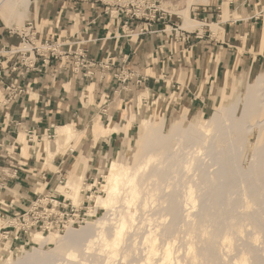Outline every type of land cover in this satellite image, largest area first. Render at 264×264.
<instances>
[{
	"label": "rangeland",
	"instance_id": "374dc122",
	"mask_svg": "<svg viewBox=\"0 0 264 264\" xmlns=\"http://www.w3.org/2000/svg\"><path fill=\"white\" fill-rule=\"evenodd\" d=\"M88 1L93 2L94 8L101 9L103 15L110 17L116 15L125 16L127 19L131 17L127 14V16L125 14H116V12L111 11L104 3L93 0ZM8 2L10 1L0 0L1 31L7 35L20 37L19 34L23 28L26 27L28 22H32L34 26L33 31L37 34L36 27L39 26L35 25L33 20L37 21L38 16L44 10L46 0H30L26 12L25 8L27 7L18 6L15 0H12L10 3ZM124 2L127 3L128 0H124ZM203 2L205 0L161 1L160 8L168 13L166 18L159 22L162 27L158 30H162L163 32L168 26V23L172 21L190 32V34L186 36L185 41L180 37L176 42L172 35L167 36L164 32H160L161 38L163 37L172 46V50H169V55L166 56V62H170L171 67L166 63L167 68L159 70L158 72L156 71L155 78H151V80H155V95L153 94L154 91H149L143 86L149 80V75L141 73V71L131 64L133 59L132 55L121 54L118 65L120 61V65L126 64L124 70L121 69L124 68L123 65L121 67L117 66L118 68L111 69L109 72H104L97 67L96 69L94 68V75L91 78L86 77V69H81L76 75L72 76L71 74V79H83L84 81L78 90L79 114L74 119L62 120L58 124H75L76 133L67 144L62 145L60 143L61 139L57 138L56 126L58 125L51 126V122L45 125V121L40 120L43 114L47 116L49 113L44 111L40 113L38 106L31 109L32 113L33 110L35 113L38 111L39 119L37 121L29 119L25 121V125H23V122L15 121V128L11 130L4 127L5 119L0 122V141L4 143L0 150V264H15L19 258L24 262H28L39 249L43 253L56 250L61 237L67 233L70 227H79L81 229L80 227L86 225L87 222H93L97 218H102L107 215V211L103 207L97 208L94 215L90 212V210H92V213L95 211L92 209L95 205L94 198L92 197L104 194L103 189H101V184H104L105 178L103 174H99L103 160L108 159L109 163L110 160L119 158L123 153L129 157L132 163L139 160L138 154L141 149V144H143L142 136L145 126L144 122L142 123V119L145 121L147 117L157 112L158 115L154 119L148 118L147 120L150 125H153V129H156L155 131L163 132V130H167L162 135L167 141L171 140L174 137L173 135L185 133L188 128L197 131V126L202 124L203 120H207L215 108L218 107L216 111L217 116L222 117L221 110H227L225 103L230 98L229 96L233 95L234 90L236 88L238 89L240 78H247L251 83L259 72L264 71V50L257 45L259 42L257 36L261 38V41L264 40V31L252 37L255 41L251 39L250 45L248 46L249 49H247L246 45L247 40L246 43L240 41L236 44L233 47L237 52L233 68L221 74L215 82L209 83L208 85L205 84L206 86L204 88L196 87V83L192 78L193 76L195 78V74L189 76V74L183 72L179 67L180 58L172 61L175 46L177 47L181 42H189L193 38L197 40L201 39V33L196 31V29L201 27L202 23L197 19V16H195L192 10L194 6ZM187 10L190 19L188 21H186L184 13ZM225 14L228 16L227 10H225L222 20H226L224 19ZM83 15L84 10L82 8L76 10L72 22L70 21L71 23L66 24L64 28H67V31L69 30L70 36L76 37L77 42L84 40L82 36V38H78L81 32L75 30V26L83 18ZM96 17L98 18V16ZM150 26H146L148 27L146 28L148 31H151ZM170 29V26H168V34H170ZM213 30L215 36H217L218 27L214 26ZM67 31L63 34L66 35ZM85 32H88L90 35V28L87 27V31L85 29ZM153 32H149V34ZM125 36H134V31L127 32ZM21 47H24V45H21V37L15 46L2 45L0 43L1 71L4 70V64L7 67L18 65V69H20L24 62H26L21 58L19 59V55L15 56L12 60V56L14 55L10 54L11 49L15 50ZM28 48H31V46H28ZM257 51L258 53L261 52V57L257 54ZM246 53L250 55V62L249 59L248 61H244V58L240 56ZM107 57L108 55L93 60L96 63L104 62L107 60ZM159 60L160 58L155 59V64H158ZM53 61H57V59H52L48 65L42 61V65L49 66ZM174 68H176L175 71H173ZM10 70L13 72L11 67ZM25 70L27 71V69ZM0 75V86H2L0 88V103L5 104V106H0V111L4 110L2 114L6 118V115L9 114V110L6 108L11 106L23 94L10 100L8 95L10 92L7 86L11 83H16L22 87V84L17 79L6 80L3 77V71ZM94 82L101 86L96 85ZM106 83L110 85L104 86ZM70 84L68 83L65 89L60 92V97L57 95V100L53 97V106H50V109L55 108L57 110V102L68 99V97L62 98L61 96H64L63 93L65 91L68 93L71 90ZM55 92L58 93V91ZM32 96L34 98L33 103H35L40 99L41 95L36 92L34 94L33 92ZM253 100H256L255 97H253ZM111 102H113L111 108L117 110L118 113H116L115 117L110 118L102 116L100 107H108ZM183 115H186L187 119L180 120ZM199 115L204 119H195ZM175 116L180 118H174ZM257 116V118L262 119L264 117V110L258 113ZM98 124L110 127L114 126L117 129H113L109 133L95 132ZM30 130L35 132V137L32 140L27 135ZM250 138L251 142L249 145L247 141H244L241 145L243 151L241 164L244 167L248 166L250 161L255 158V148L258 143L256 141V133L252 132ZM109 140L112 141L108 142ZM47 145L53 151L52 153L49 152L50 154L45 152L44 146ZM5 146L6 149L4 150ZM23 147L27 149L26 152L23 151ZM56 149L57 152L55 151ZM155 149L153 148V150ZM80 176L84 180L82 200L74 202L73 199L65 195V192L69 191L64 188V185H66L67 180L78 179ZM88 186L90 187L89 189ZM163 195L161 194L159 196V201L165 199ZM48 200H55L54 206L46 203ZM159 201L155 202V208H158L157 204ZM150 218L152 220H148L151 223L147 222L144 227L148 228L149 226L150 228L154 225V227H157L160 224L156 220L157 217ZM33 222L36 225H32ZM247 227L250 228L249 226ZM168 234L170 235L171 233L162 232L164 238L171 236ZM39 236L47 237L48 241L41 243L38 240ZM177 236L179 238H176L177 243H175L182 245V236H186L185 231L178 230ZM201 236L205 238L207 235L201 233ZM132 239L138 246L140 238L136 236ZM137 246L134 247L136 248V253L138 252ZM178 247L180 248V246H176L177 249ZM233 248H237V246ZM233 248L229 252L234 255L237 249L234 251Z\"/></svg>",
	"mask_w": 264,
	"mask_h": 264
},
{
	"label": "bare ground",
	"instance_id": "6f19581e",
	"mask_svg": "<svg viewBox=\"0 0 264 264\" xmlns=\"http://www.w3.org/2000/svg\"><path fill=\"white\" fill-rule=\"evenodd\" d=\"M15 1L27 7L30 0ZM185 19L190 20L188 11ZM229 97L222 117L214 113L197 131L188 128L168 141L162 137L167 130L155 131L146 119L137 162L124 153L103 160L104 194L92 197L95 211L90 212L103 207L107 215L81 229L70 227L56 250L39 249L28 262L19 258L15 264H264V117L257 118L264 110V71L251 83L240 78ZM252 132L258 142L255 158L244 167L241 145L250 144ZM56 133L65 145L76 127L56 126ZM44 149L53 152L48 145ZM83 185L81 176L67 180L65 195L81 201ZM150 217L160 224L144 227ZM178 230L186 234L182 245L176 244ZM162 232L171 236L165 239ZM136 236L138 246L132 241Z\"/></svg>",
	"mask_w": 264,
	"mask_h": 264
},
{
	"label": "crops",
	"instance_id": "0c3cea01",
	"mask_svg": "<svg viewBox=\"0 0 264 264\" xmlns=\"http://www.w3.org/2000/svg\"><path fill=\"white\" fill-rule=\"evenodd\" d=\"M28 7L29 4L27 8H25V12L28 10ZM79 8L84 10V15L75 26V30L81 32L78 38L82 36L83 39H90L91 42L89 41L90 43H88L90 57L92 59H97L108 54H117L119 56L121 54L132 55L133 59L131 64L141 71V73L149 75V80L145 82L143 86L149 91H154L153 94L155 95V80H151V78H155L156 71L158 72L159 70L166 69V63L171 67L170 62H166V56L169 55V50H172V46L167 43L163 37L161 38V31L157 32V30L162 27L159 23L152 24L149 27L151 30H154L151 34L147 33L142 36L134 35L126 37L125 34L127 32L130 33L132 30L134 32L138 31V21H127V17L125 16L116 15L110 17L103 15L102 10L94 8L93 2L88 0H46L44 10H42L41 14L38 16L37 21L33 20L35 25L39 26L36 27L38 39L62 40L67 43H70L71 40L76 41V37L70 36L69 30L67 31V28H64L66 24L70 21L72 22L76 10H79ZM225 10H227L228 16L225 14L224 19L226 20H222ZM192 12L202 23V26L196 29V31L201 33V39L197 40L193 38V40L186 43L178 42L179 45L177 47L175 46V50H173L175 52L172 54V61L176 58H180L179 67L183 72L189 74V76L195 74V78L194 76L192 78L196 83V87L204 88V86L209 83L218 80L221 74L233 68L237 57V52L233 49L236 44L240 41L246 43L247 40L246 45L247 49H249L248 46L250 45L251 39H253L252 37L264 31V0H205V2L194 6ZM96 16H98V18ZM179 23H181V21H179ZM214 26L219 29L217 36H215L213 30ZM87 27L90 28V35L88 32H85V29L87 31ZM65 31H67L66 35L63 34ZM257 38H259L257 45L264 50V40L261 41V38L258 36ZM19 39L20 37L15 35L4 34L0 29V43H2V45L15 46ZM253 40L255 41V39ZM68 47V45L65 46V48ZM164 51L166 52L164 53ZM257 54L261 57V52L258 53L257 51ZM240 56L244 58V61H248L249 59L250 62L249 53ZM157 58H160V60L158 64H155V59ZM36 59L37 62L35 66L29 68L27 71L25 70V65H22L17 72H11V66L7 67L5 64L3 66V77L6 78V80L17 79L26 89L11 106H6V109L9 110V114L6 115V118H4L2 114L4 110L0 111V122L5 119L4 127L9 130L15 128V121L23 122V125H25V121L29 119L37 121L39 119L37 114L38 111L40 113L43 111L49 113L47 116L43 114L40 120L45 121V125L51 122V126L58 125L62 120L74 119L76 115L79 114L78 90L84 80L71 79L72 73L65 71L61 67V61L59 60L53 61L49 66H43L42 58L37 57ZM161 63L163 64L161 65ZM176 68H174L173 71H175ZM21 72H23V74H21ZM55 81H57V83H55ZM68 83H71V90L69 92L67 91L68 93L65 91L63 93L64 96H61L62 98L68 97V99L57 102V110H55V108L50 109V106H53V97L57 100V95L60 97V92L65 89ZM94 83L96 84V82ZM96 85L101 86L100 84ZM109 85L106 83L104 86ZM0 88H2V86H0ZM55 91H58V93ZM33 92L34 94L36 92L41 95L40 99L36 101L37 104L36 102L33 103ZM112 104L113 102H111L108 107H100L102 116L108 118L116 116L118 111L111 108ZM36 106H38L39 110L36 113L33 110L32 113L31 109ZM48 109H50V111H48ZM217 110L218 107L215 108L212 114L216 113ZM156 115H158L157 112L147 117V119H154ZM174 118L180 117L175 116ZM183 119H187L186 115L180 118V120ZM195 119L204 118L199 115L195 117ZM143 122L142 119V123ZM101 125L102 124H98L96 126L95 132L109 133L113 129H117L114 126L107 127L105 125H102L104 126L102 128ZM110 141L112 140L108 142ZM24 147L23 151L26 152L27 149ZM55 151L57 152V149Z\"/></svg>",
	"mask_w": 264,
	"mask_h": 264
},
{
	"label": "built area",
	"instance_id": "2783aa9c",
	"mask_svg": "<svg viewBox=\"0 0 264 264\" xmlns=\"http://www.w3.org/2000/svg\"><path fill=\"white\" fill-rule=\"evenodd\" d=\"M87 1V0H86ZM95 2H101L104 3L110 8L111 11L116 12V14H127L130 15V19L128 20H136L138 21V31L134 32V35L141 36L145 33L153 32L148 31L146 29V26H150L153 23L157 24L164 20L167 16L168 12H165L160 8V4L162 0H128V2H124V0H93ZM170 14V13H169ZM126 15V16H127ZM171 15V14H170ZM114 17V16H113ZM171 24V25H170ZM146 25V26H145ZM168 26H170V34H168ZM168 26L166 27L163 32L169 36L172 35V37L175 38V41L177 42L180 37L183 38V41H185L186 36L190 34L187 30L183 29L181 26L175 24L171 21V23H168ZM33 24L32 22H28L26 27L23 28L22 32L19 34L21 37V45H24V47L19 49H11L10 54L14 55L12 56V60L15 56L19 55V59H23L24 64L26 66V69L29 70V68L34 67L37 62V57L42 58V61L47 63V65L51 62L52 59H57L62 61V68L65 71L71 72L72 76L76 75L80 72L81 69H86L85 75L88 78H91L94 74V68L101 69L104 72H109L111 69H116L117 66L121 67L122 65L125 69L126 64H121V61L118 65L120 56L119 55H111L108 54L107 60L104 62L96 63L91 57H90V50L88 47V42L90 40L84 39L80 41H73L71 40L70 43H67L66 41H58L53 39H46V40H39L37 37V34L35 31H33ZM162 32V30H157V32ZM162 32V33H163ZM39 43V44H38ZM69 46L68 48H65V46ZM28 46H31V48H28ZM124 63V60H123ZM1 61H0V74H1ZM118 68V67H117ZM11 69L13 72H17L18 65L11 66ZM24 72V71H23ZM21 72V74H23ZM1 76V75H0ZM7 89L9 90V99L13 100L18 95L25 92V88L22 86H19L16 83H11L9 86H7ZM5 104H1L2 106ZM31 140L35 137V132L28 131L27 134ZM1 139V138H0ZM3 142L0 141V150L3 146ZM6 149V146L4 150ZM3 150V151H4ZM55 200H48L46 203L54 206ZM32 225H36L35 222L32 223Z\"/></svg>",
	"mask_w": 264,
	"mask_h": 264
}]
</instances>
